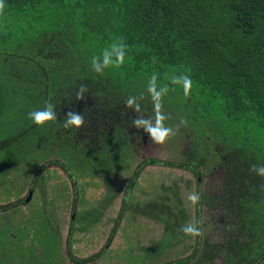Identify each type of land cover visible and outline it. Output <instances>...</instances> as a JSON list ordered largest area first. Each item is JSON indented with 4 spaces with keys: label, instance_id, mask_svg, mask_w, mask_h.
<instances>
[{
    "label": "trees",
    "instance_id": "1",
    "mask_svg": "<svg viewBox=\"0 0 264 264\" xmlns=\"http://www.w3.org/2000/svg\"><path fill=\"white\" fill-rule=\"evenodd\" d=\"M121 40L127 45L123 66L107 68L103 75L94 72L92 57ZM189 72L192 91L183 105L188 112L194 109L193 125L210 129L206 137L194 139L198 151L224 168L223 203L234 233L224 244L197 237L191 256L164 264H190L198 258L200 264H217L220 257L221 264H264V177L251 170L253 164L264 166V0H4L0 150L20 140L25 141L24 150L38 139L62 141L66 146L61 149L71 154L59 157L77 169L82 157L89 164L96 160L93 167L98 169L114 167L130 147L125 122L113 120L124 111L125 100L140 94L149 97L154 73L160 87L169 85L172 74ZM81 85L87 92L84 100H77ZM180 91L184 97L181 86ZM47 101L56 106L58 120L39 127L28 113L43 109ZM139 103L141 113L130 108L125 112L149 116L152 104L145 99ZM69 110L84 116L81 129L63 127ZM83 133L85 140L80 141ZM188 163L195 166L197 161ZM45 165L39 175L57 165L75 180L62 161ZM151 166L193 170L187 164L145 160L125 195ZM202 178L200 174L199 187ZM198 191L201 221L207 197ZM107 198L111 200V193ZM126 205L124 199L111 237L118 232ZM198 226L203 229L201 223ZM103 255L72 261L88 264Z\"/></svg>",
    "mask_w": 264,
    "mask_h": 264
},
{
    "label": "rangeland",
    "instance_id": "2",
    "mask_svg": "<svg viewBox=\"0 0 264 264\" xmlns=\"http://www.w3.org/2000/svg\"><path fill=\"white\" fill-rule=\"evenodd\" d=\"M168 86L172 92L163 97V112L168 117L164 123L174 129L178 126L176 135L164 145L150 142L143 130L133 127L136 116L130 110L127 114L125 106L113 120L125 122L130 147L125 158L109 169L106 165L95 168L96 160L91 165L83 157L77 169L72 161L59 157L71 154L61 149L66 146L62 141L38 139L24 150L25 141L20 140L0 150V264H75L72 257L84 260L100 252L104 255L88 264H164L186 258L192 255L196 239L178 230L198 220V207L187 197L198 193L199 188L207 197L201 215L202 241L225 243V238L234 233L233 220L223 203L225 171L220 162L198 151L200 146L195 140L206 137L210 129L193 125L190 112L194 109L188 112L184 108L186 97H182L180 86ZM145 100L152 104L150 96ZM148 115L145 118L154 119V109L148 110ZM84 135H79L80 141L85 140ZM62 138L67 142L66 137ZM148 159L187 164L193 170L147 167L131 193L125 195L137 168ZM53 160L66 164L76 181L57 165L39 175V170ZM190 160L197 164L188 163ZM200 174L203 178L199 187ZM31 189L32 200L24 205L22 199ZM124 199L127 205L123 220L111 237ZM10 206L13 210L1 211ZM216 262L224 261L220 257ZM190 264H200L199 258Z\"/></svg>",
    "mask_w": 264,
    "mask_h": 264
},
{
    "label": "clouds",
    "instance_id": "3",
    "mask_svg": "<svg viewBox=\"0 0 264 264\" xmlns=\"http://www.w3.org/2000/svg\"><path fill=\"white\" fill-rule=\"evenodd\" d=\"M4 0H0V13L3 12ZM127 45L121 40L119 42L111 44L108 48H105L100 56H93L91 59V68L97 74L103 75L104 70L107 68H120L125 62ZM158 74H153L148 82L147 92L151 97V101L154 109V119L144 118L141 115H137L132 120V125L137 130H143V132L149 137L150 142L156 145H164L167 141L174 137L177 133L178 126L176 129L166 126L165 120L168 117L163 112V97L169 92V86L164 85L158 87L157 85ZM170 83L172 85H180L183 89V94L185 97H189L192 91V79L189 73L172 74L169 77ZM87 88L81 85L80 89L76 93L77 100H84ZM145 99L143 94L139 97L129 96L125 100V106L127 108L133 109L137 114L142 112L140 100ZM56 106L50 101L45 102V106L41 110H33L28 113L29 119H31L34 124L39 127H45L49 123H55L58 120V115L56 112ZM181 123L186 124V121H181ZM85 125L84 116L78 111L69 110L64 115L63 127L65 129L76 128L81 129ZM251 170L255 172L258 176L264 177V166H258L253 164ZM188 201L193 205H197L201 201V196L199 193H190L187 197ZM202 223L197 221L195 223H186L178 230L183 232L184 235L190 236L193 239L197 237H203V232L198 224Z\"/></svg>",
    "mask_w": 264,
    "mask_h": 264
},
{
    "label": "flooded vegetation",
    "instance_id": "4",
    "mask_svg": "<svg viewBox=\"0 0 264 264\" xmlns=\"http://www.w3.org/2000/svg\"><path fill=\"white\" fill-rule=\"evenodd\" d=\"M74 185H76V184H74ZM32 190H33V189H31L30 192L28 193L27 198H23V199H22L24 205H28V204L31 202L32 197H33V191H32ZM12 207H13V206H12ZM10 209H11V208H10ZM8 210H9V209H8ZM8 210H5V211H8ZM11 210H13V208H12ZM1 211H4V210H1ZM9 211H10V210H9ZM9 211H8V212H9Z\"/></svg>",
    "mask_w": 264,
    "mask_h": 264
}]
</instances>
